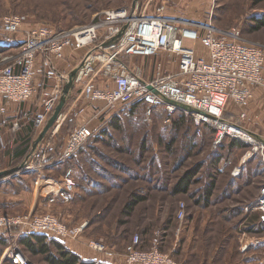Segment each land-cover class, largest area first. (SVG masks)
<instances>
[{
  "label": "built area",
  "instance_id": "2783aa9c",
  "mask_svg": "<svg viewBox=\"0 0 264 264\" xmlns=\"http://www.w3.org/2000/svg\"><path fill=\"white\" fill-rule=\"evenodd\" d=\"M150 2L143 8L137 5L104 10L94 22L68 30H55L49 25L23 30L25 15L0 17L1 45L6 48L0 53V96L7 99L0 105V118L8 113L10 103H25L38 95L34 121L36 128H43L64 92L67 74L57 62L65 60L68 50L82 51L81 91L90 102L100 103L94 115L99 125L93 127L87 122L75 127L65 139L57 163L70 162L114 118L138 102L146 105L149 116L155 108L164 109L167 122L177 114L190 116L198 136L206 127L213 129V148L226 139L246 145L242 164L258 153L264 156V135L258 136L244 125L245 110L255 89H264V46L242 38L236 28L225 30L180 16L150 14ZM23 31L24 38L14 43V36ZM196 43L203 47L202 53ZM11 48L18 52L6 55ZM162 52L167 59H158L149 77L133 61L134 57L152 59ZM19 127L17 116L12 128ZM0 143L3 146L1 137ZM38 148L31 153L25 172L38 173L36 188L48 204L72 202L76 194L75 166L69 163L59 178L47 177L44 173L52 146L48 143ZM242 164L234 168V175L242 173ZM185 209L182 202L180 219L185 217ZM243 210L248 215L259 212L264 222V184L257 198L246 203ZM84 226L69 227L52 212L0 214V242L7 241L0 264H35L21 243L24 234L41 233L66 242L79 235ZM140 243L141 237L136 234L126 248L123 264H181L160 250L158 236L149 250L140 249ZM89 245L109 258L115 257L116 252L103 241L92 240Z\"/></svg>",
  "mask_w": 264,
  "mask_h": 264
},
{
  "label": "rangeland",
  "instance_id": "374dc122",
  "mask_svg": "<svg viewBox=\"0 0 264 264\" xmlns=\"http://www.w3.org/2000/svg\"><path fill=\"white\" fill-rule=\"evenodd\" d=\"M148 1L138 0L135 3V0H0V17L11 14L25 15L27 22L23 30L39 25H49L55 30H68L94 22L104 10L123 6L134 8L137 5L143 8ZM148 12L153 15L180 16L191 21L211 23L225 30L236 28L241 31L242 38L264 46V28L258 32L253 31L251 26L254 15L264 14V1L256 4L255 0H151ZM2 40L0 33V45ZM0 50V53L5 51ZM17 52L18 50H14L5 54ZM167 57V54L162 52L150 60L139 57L135 63L142 67L145 76L149 77L158 59ZM126 112L128 111L121 114ZM17 114L20 127L13 131L8 125V131L3 138L6 145L0 149V214H27L31 212L29 210L32 205L40 201L35 193L41 196L36 188L39 186L38 173L35 170L25 172L22 159L16 157V153L26 145V132H22L21 128L28 123V120L24 121L25 118H22L24 113L21 109ZM124 124L129 131L112 129L108 132L112 135V140L124 146V150L113 148V145L99 144L97 149L100 148L106 155L103 160L99 157L100 152L91 148L88 149L90 163L79 162L83 170L96 177L94 179L100 174L122 176V179L117 180L120 185L111 187L114 183L110 180L105 182L107 187L103 193H82L77 200L75 195L72 202L66 205L57 204L58 207L51 209L52 213L59 216L69 227L83 224L86 227V222H89L85 231L69 238L68 243L73 242L75 245L84 241L82 236L92 231L94 240L105 242L116 252L113 259L124 262L126 248L131 238L138 234L141 237L140 249H151L158 236L160 250L172 255L181 264H234L236 260H240L243 254L239 253L238 248L243 232L240 226L243 215L241 211L237 213L233 210H238L239 206L256 198L263 180L250 178L247 182L248 179L241 176L232 179L222 174L217 178V186L210 202H197L196 198L205 190L210 179L208 162L213 156L207 150L209 144L202 145L201 149L200 143L181 154L180 145L185 142L184 133V136H178L173 150L167 149L160 140H163V136L166 137L164 134L167 133V124L170 122L165 118L156 119L154 114L149 116L144 108L139 109V114L134 120H126ZM135 126L139 127L138 131L134 130ZM194 128L193 126L192 129ZM68 131V128H61L59 135L54 137L57 145L63 143ZM172 136L168 135L166 139ZM35 138H38V135L35 134L30 139L31 143ZM187 138H190L189 135ZM144 140H147L149 147L142 153L143 160L139 162L135 156ZM129 144L131 147H126ZM38 145L36 143L31 151L39 150ZM182 155L183 161H178ZM177 162L180 163L177 165ZM199 162H206V165L199 174V181L191 188L196 194L191 196L174 193L172 186L182 172ZM78 167L76 166L77 169ZM62 170H59V173ZM75 182L77 185L76 177ZM77 190L78 188L76 192ZM137 191L146 194L147 200L128 215L124 209L125 205L133 192ZM182 202L186 204V209L185 217L180 219ZM29 257L35 264H48L43 254Z\"/></svg>",
  "mask_w": 264,
  "mask_h": 264
},
{
  "label": "crops",
  "instance_id": "0c3cea01",
  "mask_svg": "<svg viewBox=\"0 0 264 264\" xmlns=\"http://www.w3.org/2000/svg\"><path fill=\"white\" fill-rule=\"evenodd\" d=\"M24 34L25 32L23 31L15 35L14 43L21 41L24 38ZM196 47L198 51L202 53L203 47L201 46V44L196 43ZM14 50H18V49L11 48V49H8L7 51L10 52ZM82 54H83L82 51L73 52L71 50H68L66 52L65 60H62V61L60 60L59 62H57L60 70L67 74V77L64 80V92H63L64 94L63 96H65L66 98L64 99L62 105L60 106L55 120L50 125V128L44 133V135L41 136L43 129L45 128L47 123L45 124L43 128L35 129L33 136H35L36 134L38 135V138H35L32 141L30 145V155L23 162L25 163V166L29 164L30 159H31V153H32L31 150H33V147L36 144V139L40 140L39 142H37L39 144L38 146H47V144L50 143L52 146V149L48 151L47 157L50 159V156L52 155L55 159L53 161H49L48 159L47 161L48 165L46 166L45 173H44V175L47 177L59 178V176L63 174L65 171V168L63 167V165L58 164L56 160L58 156L60 155L61 148L68 134L75 127L82 125L84 123H87V122L91 123L93 127H96L97 125H99V121L98 119H94V115L97 111V108L100 106V103L90 102L85 96V94H83L81 91L82 87L84 86V83H83L84 79H82L83 81L79 80V76H81L80 69H79V61H80V57ZM138 58L139 57H134L133 61L136 62ZM70 77H71V81L69 82ZM38 101H39V96L36 95L33 98V100L25 102V103H21V104L10 103L8 113L0 118V137L2 139L4 138L5 133L8 131V125H10V129L13 130L12 122L16 119V116L18 115L17 114L18 110L21 109L24 115L34 118V114L36 113L37 108H38ZM5 103H7V99L0 96V105H3ZM236 109L237 111H240V108H236ZM245 111L247 113V120H245V124H244L245 127L247 128V130L262 137L264 135V89L263 88L255 89V96L251 104L246 108ZM55 113H56V109L54 110L52 116ZM26 120L27 118L24 121ZM29 123H30V120H28V123L22 126L21 130L23 131L25 130V132L28 133V130L30 128ZM61 128L65 130L68 128L69 131L66 134V137L63 143L59 146L56 144V139L54 140V137L56 138V136L59 135V131L61 130ZM91 142H93V145L95 146L103 145V143L100 141L98 142V141L91 140ZM5 145H6V141L5 139H3V146L0 143V149H3ZM241 145L242 144H240L238 141H232L233 147L231 149V152L227 153L229 147L231 146V144L227 142V146L225 150L223 151L224 154L220 157V160L217 162L218 168L216 169L219 170L220 175L225 174L234 179L241 176L246 179H250V178L251 179H262L264 182V156L263 154L258 153L252 159L247 160L242 164L243 162L242 160H243V157L247 149L246 147L241 146ZM212 148H213V145L211 147V150H213ZM88 154H90V150L87 152L83 151L82 154L78 153L69 162L75 166V177L77 179L76 188H78L75 194L76 200L82 195V193H84V195L103 193L105 188L107 187V184H105V182L107 183L110 180L113 181L114 183L110 185L111 187H118L120 184L117 182V180L122 179V176H119V175L117 176L109 175L108 176L107 174L105 175L100 174V176L97 179H94L96 177H94L91 174V172L86 171L85 169L83 170L81 163H79L81 161L84 163L89 162ZM78 157H80V160H78ZM241 164H242V173L239 176L234 175L233 174L234 168L238 167ZM76 166L77 167L79 166L78 169L76 168ZM61 169L63 170L59 173V170ZM1 172L3 171L1 170ZM35 195L40 199V201L32 205L29 211L31 212L34 211L37 214H43L46 212H52L51 210L52 208L58 207L57 205L48 204L46 197L42 195L39 196L38 193H35ZM40 197L42 198V201ZM241 213L243 215V220L242 222H240V226L243 228L242 229L243 232L239 238L238 251L239 253H242L243 255H242V258L240 260H236L237 262H235L234 264H264V222L261 221L260 213L253 212L252 214L248 215L244 212V210ZM88 224L89 222H86V227ZM70 227H73V226H70ZM86 227L84 226V231ZM88 228H90V226H88ZM86 234L87 233H85L82 236V239L84 241H81L75 245L73 242H69L67 243L68 247L72 251L81 255V257L84 259H93V260H98V261H103V262H109L111 264H123V261L120 262L115 259L109 258L105 254L94 250L89 245L90 241L94 240L92 231L88 235ZM3 242L4 241L0 242V254L3 251V248H1V246H3ZM245 245H248V247L244 249Z\"/></svg>",
  "mask_w": 264,
  "mask_h": 264
},
{
  "label": "trees",
  "instance_id": "16d2710c",
  "mask_svg": "<svg viewBox=\"0 0 264 264\" xmlns=\"http://www.w3.org/2000/svg\"><path fill=\"white\" fill-rule=\"evenodd\" d=\"M264 0H255V3L258 4L260 2H262ZM253 23L251 24L253 31H260L264 28V14L261 15H254V17L252 18ZM0 49L5 50L6 48L3 45H0ZM1 51V50H0ZM140 108H144L146 109V105L138 102L135 103L131 106V108L128 110V112L120 114L118 117L114 118L111 123L105 127L104 129H102L93 139H91L92 141H100L103 144L107 145V146H111L113 145V148L119 149V150H124L122 149L121 144L119 145L118 142L116 140H112L113 137L110 133H108L109 131H111L112 129L115 131H129V129L127 127H125L124 122L126 120H134L135 117H137V115L139 114V109ZM137 114V115H136ZM153 114L155 115L156 119H164L167 120L168 119V115L165 112L164 109L162 108H155ZM152 114V115H153ZM22 118H27V120H30V125H29V130L28 133L25 134V147L21 150H19L16 153V157H20L22 159V161L24 162V160L30 155V145H31V138L34 135L35 129H36V125H35V121L34 118L32 117H28L26 115L22 116ZM167 133H165L164 135H166V137L168 135L172 134H177V136H172L170 139H166V137L164 138L163 136V140L161 139L160 142L164 143V146L169 149V150H173L176 146L177 140H178V136L181 134L182 136H184L185 134V142H182V144L180 145V153L182 154L183 152H188L190 148L198 146H201V149L203 148L202 145L204 144H209L207 145L208 147V151L209 153L213 156L211 157L210 162H208V170H210V172L208 173V177L210 178L208 181V184H206L205 186V190H203V193L197 197V202H202V203H208L211 200V197L214 194V190L217 186V178L220 176V172L219 170H217L216 168H218L217 166V162L220 160V157L224 154V150L227 146V142L229 144H231V146L229 147L227 153L231 152L232 149V141L235 140H229L226 139L220 146L216 147V148H212L213 150H211V147L213 145V137H214V132L213 129H210L209 127L205 128L203 135L202 136H197V129L193 128V120L190 116L185 115V114H177L175 116H173L171 118V122L170 124H167ZM32 127V128H31ZM135 131L139 130L138 126L134 127ZM176 130V132H174ZM25 131V130H24ZM22 130V132H24ZM191 132V133H190ZM190 134H192V136H190ZM189 135L190 138H187V136ZM106 137V138H105ZM207 138V139H206ZM146 139V138H145ZM206 139V140H205ZM209 139V140H208ZM91 140L88 142V144H86L79 153H83L87 152L88 149L93 148L94 150H98L99 153V157L100 159L103 160V158H105L106 155L103 154L102 150L100 151L97 147L93 145V142H91ZM147 140H144L141 143V146L139 148V153L136 154L135 158L139 161L142 162V153L146 152L147 148L149 147L147 144ZM240 143V142H239ZM242 144V143H240ZM147 146V147H146ZM241 146L246 147L247 146L242 144ZM126 147H131V144H129V146ZM130 149V148H127ZM223 152V153H222ZM141 156V157H139ZM59 157V156H58ZM182 157V158H181ZM55 158L51 155L49 161H53ZM183 161V155L179 156L178 161ZM89 161V160H88ZM90 163V161H89ZM92 163V160H91ZM180 162H177V165ZM210 163V165H209ZM60 165H63V167L66 170L67 165L69 164V162L66 163H58ZM72 164V163H70ZM204 165H206V162L202 163L199 162L198 164L194 165L193 167H189L187 168L185 171L182 172V174L178 177L177 181L173 184L172 186V190L174 193L176 194H189L191 196H194L196 194V192H194L193 190H191L192 186L199 181V174L202 173V169L204 167ZM205 168V167H204ZM130 171V170H129ZM65 172V171H64ZM132 172V171H131ZM133 174V172H132ZM234 179V178H232ZM250 179H248L247 181H249ZM264 184V182L262 183V185ZM261 185V186H262ZM260 186V188H261ZM260 192V190H259ZM259 195V194H258ZM147 195L144 193H139L137 192H133V194L131 195V197L129 198V201L126 203L125 205V212L128 215H131L134 210L138 207L139 204L143 203L144 201L147 200ZM256 198L250 200L247 203L253 202ZM244 206V205H243ZM243 206H239L238 210H233V211H237V213H239L240 211L242 212V208ZM248 228V227H247ZM21 243L27 253L28 256L34 255V254H43L45 255V260L48 262V264H111L109 262H103V261H98V260H93V259H84L81 257V255H79L78 253L72 251L68 245H67V241L63 242L61 240H58L54 237H51L49 235L46 234H41V233H29V234H24L21 238ZM7 244V241L3 242V246H1V248H4L5 245ZM10 264V263H8Z\"/></svg>",
  "mask_w": 264,
  "mask_h": 264
},
{
  "label": "water",
  "instance_id": "95a60500",
  "mask_svg": "<svg viewBox=\"0 0 264 264\" xmlns=\"http://www.w3.org/2000/svg\"><path fill=\"white\" fill-rule=\"evenodd\" d=\"M136 2H138V0H135V3H136ZM70 81H71V77H70V79H69V82H70ZM63 95H64V94H63ZM65 98H66L65 96H62V98H61V100H60V102H59V105H58L57 108H56V113H55V114L49 119V121L47 122L45 128L43 129V132H42L41 136L44 135V133L50 128V125H51V124L53 123V121L55 120V118H56V116H57V113H58V110H59L60 106L62 105V103H63V101H64ZM39 141H40V140H37L36 143L39 142ZM34 147H35V145H34ZM23 165H25V163H24Z\"/></svg>",
  "mask_w": 264,
  "mask_h": 264
}]
</instances>
